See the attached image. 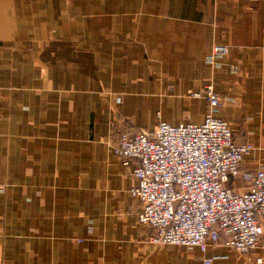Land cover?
Listing matches in <instances>:
<instances>
[{
    "label": "crops",
    "instance_id": "crops-1",
    "mask_svg": "<svg viewBox=\"0 0 264 264\" xmlns=\"http://www.w3.org/2000/svg\"><path fill=\"white\" fill-rule=\"evenodd\" d=\"M213 45L228 54L205 63ZM229 65L237 68L229 70ZM211 81L240 174L264 167V0H0V264H255L223 239L153 246L109 144L202 123ZM243 193L239 175L228 182ZM223 258V259H222Z\"/></svg>",
    "mask_w": 264,
    "mask_h": 264
},
{
    "label": "built area",
    "instance_id": "built-area-1",
    "mask_svg": "<svg viewBox=\"0 0 264 264\" xmlns=\"http://www.w3.org/2000/svg\"><path fill=\"white\" fill-rule=\"evenodd\" d=\"M227 54L226 46L213 45L205 63L218 69ZM229 70L237 68L229 65ZM189 97L206 103L201 124L171 126L158 116L151 131L140 130L131 138L121 134L109 144L123 166L137 162L131 173L136 185L129 191L140 205L137 222L151 230L148 243L153 246L193 248L204 254L222 238L228 249L250 254L260 248L263 235L264 167L239 173L253 146L235 143L230 126L215 116L223 101L211 81ZM239 175L247 182L243 193L228 187ZM215 259L205 258L203 264ZM255 264L264 260L256 258Z\"/></svg>",
    "mask_w": 264,
    "mask_h": 264
}]
</instances>
